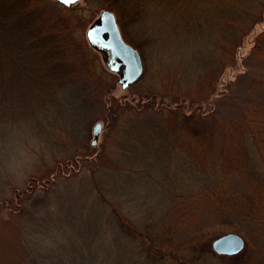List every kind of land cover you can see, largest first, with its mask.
Masks as SVG:
<instances>
[{
  "label": "trees",
  "instance_id": "trees-1",
  "mask_svg": "<svg viewBox=\"0 0 264 264\" xmlns=\"http://www.w3.org/2000/svg\"><path fill=\"white\" fill-rule=\"evenodd\" d=\"M47 1L58 9L48 10L43 0H0V142L11 140L21 155L25 147L30 148L34 157L23 183L8 182L13 194L0 196V205L7 201L9 206L20 208L17 205L22 204L13 223H0V264H38L32 247L34 244L40 253L32 236L34 208L46 207L53 192H59L55 175L61 165L70 163L86 166L91 176L100 172L129 175L134 171L143 179L142 184L135 186L125 176H92L90 180L100 208V234L124 251L128 256L125 264H231V256L215 253L210 245L214 237L227 231L241 234L249 246L236 264H264V249L251 240V233L261 235L264 230V99L254 98L225 123L219 119L217 108L184 113L161 103L163 106L150 112L153 98L137 104L108 98L103 75L95 69L101 66L97 63L98 52L83 37L92 18L77 2L66 7L56 0ZM239 1L235 7L229 2L230 61L242 38L233 31L240 7L253 0ZM124 2L105 0L115 13L122 36L143 57L138 43L124 29V18L135 14L134 8ZM250 19L249 27L259 20L253 14ZM252 58H260L264 64V30L256 36L247 56L248 61ZM200 62L203 67L198 78L202 90L185 91L180 94L182 100L200 104L216 89L219 71H213L209 57ZM221 66H227V61ZM251 69L247 66L242 77L247 81V90L255 91L264 87V72L262 77H252ZM59 116L62 125L56 130L68 142L76 137V129V135H83L81 130H85L82 138L86 141L89 123L107 120L106 127L115 129L114 138L118 130L120 134L111 146L113 156L102 149L97 159L91 160L86 156L85 144L86 152L64 153L56 146L50 150L59 149L54 154L37 161V152L45 155L44 142L48 141L37 137V132L51 134L53 120L56 122ZM130 117L141 125H132ZM152 139V151L141 150V157L132 154L136 150L132 151L134 146L130 143L143 146L145 142L151 144ZM50 161L51 166L44 168ZM146 180L153 185L144 184ZM5 185L1 183L0 193ZM31 188L45 193L42 201L38 197L30 200ZM129 189L138 196L129 194ZM153 196H159L156 202ZM20 216H30V222H22ZM44 255L49 258L52 253L45 248Z\"/></svg>",
  "mask_w": 264,
  "mask_h": 264
},
{
  "label": "rangeland",
  "instance_id": "rangeland-1",
  "mask_svg": "<svg viewBox=\"0 0 264 264\" xmlns=\"http://www.w3.org/2000/svg\"><path fill=\"white\" fill-rule=\"evenodd\" d=\"M263 1H248L244 5L242 3L240 15L234 23L236 28L233 29L234 34L240 35L242 38L239 45L235 47L234 60L230 61L227 60V54L231 50L230 41L227 37L229 35L227 28L229 2L235 7L240 4L239 0H126L124 4L133 7L135 14L134 17H127L124 14L126 17L123 25L126 33L133 39L132 41L138 43L141 49L143 70L135 81L122 87L118 82L119 73L105 67L101 55L97 51L99 59L97 63L101 66L95 69L101 71L103 75L104 80L102 79V81L106 84L104 94L116 101L127 100L131 104L147 102L153 98L154 105L150 112L156 106H163L161 103L166 104L164 107L167 105L175 106L184 113L217 108L219 119L229 123L236 117L237 109L249 105L254 98L264 99V87L249 91L246 88L247 81L242 77V72L247 66L252 68L250 70L252 77H262L264 72L262 59L247 60L256 36L264 30ZM43 5L52 12L58 9L47 0H43ZM58 5L63 6L59 3ZM77 5L84 7V13L90 19L92 18V21L101 9L108 8L105 0H78ZM252 14L253 17L258 16L259 20L249 27ZM92 21H89L87 25ZM223 22L226 26L225 24L222 25ZM84 30V41L88 43ZM244 32L246 33L242 36ZM131 45L135 47L134 44ZM204 57H209V65H212L214 72L218 73L219 71L216 89L214 92L211 91L208 99L203 100L200 104L187 98L182 100L181 93L185 91L195 93L197 88L202 90L198 74L202 71L201 67L203 66H201L200 61ZM224 61H227V66H221ZM196 71H198L197 74ZM203 92L206 93L204 90ZM162 99L165 102L161 101ZM96 112L99 113V109ZM126 113L128 114V111ZM119 118L122 121L123 116L119 114ZM134 118L128 119L132 121V125H138L139 122ZM97 120L89 123L88 130H86V132L88 131L86 141L83 140L85 130H81L83 135H76V129L74 133L76 137L69 143L68 138L56 130L62 125L59 116L56 122L53 120L51 134L44 130H38L37 137L46 138L48 141L44 142L47 145L43 147L46 149L45 155L37 152L36 160L44 161L46 157L59 150L50 151L56 146L62 148L64 153L68 151L72 153L73 150L86 152L87 150L88 155L86 156L91 160L94 157L97 159L98 152L102 149L109 151L110 155L113 156V152H110L111 146L114 139L119 138L120 134L118 130L115 132L116 138H114L115 129L111 126L106 127L107 120H100L102 126L97 135L96 143L90 145L91 127ZM118 123L116 124L118 125ZM53 132L55 135H52ZM72 142L73 144H71ZM85 144L88 148L86 150L83 149ZM129 145L134 146L132 151L136 150L132 154L139 157L141 150L150 149L152 151L154 139H152L151 144L145 142L143 146L139 143H130ZM164 145L166 146V144ZM69 147L70 149H68ZM25 148L23 150L24 155H21L19 147L11 140L0 142V187L1 183H6L0 196H11L13 193L7 187L8 182L23 183L22 180L26 177L25 173L33 165L34 157L30 155V148ZM34 148L36 151L39 150L36 146ZM62 149L59 152L62 153ZM31 153H34L33 149ZM152 159L154 158H150V160ZM50 164L51 161L44 168L50 167ZM89 173V168L83 165L78 166L73 163L67 166L61 165L59 172L55 175L59 182V192H53V195L48 198L46 207L34 208L35 217L34 221L31 222L34 229L32 236L41 255L34 244L32 247L38 264H125V258L128 256L125 255L124 251L113 245L109 237L102 238L100 234V208L94 200L95 192L90 180H92V176L103 177V179H118L125 176L135 186L142 184L143 179L134 171L129 175L115 173L112 176L105 172L95 173L92 176ZM144 184L153 185L149 184L147 180ZM64 186L69 187L65 189ZM30 191V200L38 197V201H42L41 197L45 194L42 190L31 188ZM129 194L138 196L133 189H129ZM153 198V201L156 202L159 196H153ZM8 202L15 204L13 200H8ZM21 206L22 204H19L17 207L20 208H16L9 206L7 201L2 203L0 205V223L5 220L13 223L17 217L15 214L21 210ZM26 206L25 204L24 207ZM20 220L30 222V216L26 218L20 216ZM254 223V221L250 222V224ZM97 227L98 230H95ZM247 232H249V228H247ZM251 240L252 243L259 244L264 249V230L261 231V235L255 232L251 233ZM45 248L51 251V257L47 258L44 255ZM245 249H249L247 244ZM242 252L231 256L232 260L228 259V262L236 264Z\"/></svg>",
  "mask_w": 264,
  "mask_h": 264
},
{
  "label": "water",
  "instance_id": "water-1",
  "mask_svg": "<svg viewBox=\"0 0 264 264\" xmlns=\"http://www.w3.org/2000/svg\"><path fill=\"white\" fill-rule=\"evenodd\" d=\"M63 6H70L78 0H56ZM88 44L100 53L105 67L119 73L118 82L122 87L135 81L143 70V62L139 50L128 43L121 34L115 13L103 8L85 29ZM101 121L97 120L91 127L90 145L96 143L101 129ZM246 245L244 238L235 231H227L211 240L214 252L224 255H235Z\"/></svg>",
  "mask_w": 264,
  "mask_h": 264
},
{
  "label": "flooded vegetation",
  "instance_id": "flooded-vegetation-1",
  "mask_svg": "<svg viewBox=\"0 0 264 264\" xmlns=\"http://www.w3.org/2000/svg\"><path fill=\"white\" fill-rule=\"evenodd\" d=\"M246 244H247V243H246ZM245 247H246V245H245ZM245 247H244V248H245ZM243 250H244V249H243ZM243 250H242V251H243Z\"/></svg>",
  "mask_w": 264,
  "mask_h": 264
}]
</instances>
